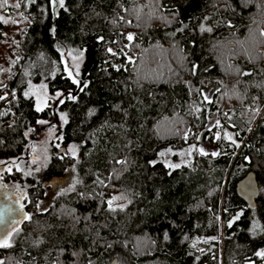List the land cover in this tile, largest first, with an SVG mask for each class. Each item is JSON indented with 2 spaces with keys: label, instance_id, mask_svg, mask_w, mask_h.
<instances>
[{
  "label": "trees",
  "instance_id": "16d2710c",
  "mask_svg": "<svg viewBox=\"0 0 264 264\" xmlns=\"http://www.w3.org/2000/svg\"><path fill=\"white\" fill-rule=\"evenodd\" d=\"M19 3L0 0V177L30 219L0 261L264 264V0ZM88 45L76 80L63 49ZM39 81L61 100L37 110ZM59 114L57 143L33 164L27 132ZM215 132L216 150L200 151ZM68 169L71 186L41 209ZM249 170L254 208L236 190ZM114 193L126 201L109 206Z\"/></svg>",
  "mask_w": 264,
  "mask_h": 264
},
{
  "label": "rangeland",
  "instance_id": "374dc122",
  "mask_svg": "<svg viewBox=\"0 0 264 264\" xmlns=\"http://www.w3.org/2000/svg\"><path fill=\"white\" fill-rule=\"evenodd\" d=\"M18 2L19 0H7V4L13 7ZM59 5L60 4L57 2L55 4V7L58 8ZM12 44H14V41L12 42ZM84 52L85 49L83 50H72L71 48L63 49L62 57L66 70L76 80L79 78L81 74L82 62L85 57ZM28 91L34 97L35 104L38 108H42L48 104L54 105L56 104V102L58 103L62 98V94L60 91H57L55 93H49L47 89V85L44 81L30 82L28 86ZM63 118L64 117L61 114H59L57 120L56 119H51L48 121L41 120L44 123H40L41 122L40 121L34 129L32 128L27 132V136L30 142L29 144H31L33 148H31L30 151L28 149L29 152L28 151L25 152L24 155L28 156L30 160L33 162V164L36 163L39 166L40 164H43L45 162L48 156L49 146L52 145L53 143H57L56 130L62 124ZM213 120L217 121V118H214ZM210 125L212 124L208 123L209 127ZM218 137H219L218 132H215L210 138L207 139L205 137H199L198 142H196L195 145L200 151L214 152L216 150V142ZM71 148H73V146ZM190 150L191 149L185 150L184 154L182 152H180L179 154L180 155L183 154L184 158H189ZM162 159L165 160V162L168 164L177 165L179 163L178 159L177 160L173 159L171 152H166ZM0 161H2L3 164L5 163L4 160L0 159ZM2 166H3L2 163H0V170L3 169ZM66 172L67 173H65L62 180L57 181L52 187L46 190L44 197L40 200L39 203V207L41 209L47 207V205L51 202V200L55 195H57L62 190L67 189L71 186L72 184L71 169H68ZM0 188L1 190L7 191L4 193V195L6 196H9L10 194L12 198L14 199L16 198L17 200L22 197V191L16 182H6L2 180L0 177ZM109 201H111V206H118V205H122L126 201V199L122 194L114 193L109 196L108 203ZM23 218L24 215L23 216L18 215V217L15 219L22 220Z\"/></svg>",
  "mask_w": 264,
  "mask_h": 264
},
{
  "label": "water",
  "instance_id": "95a60500",
  "mask_svg": "<svg viewBox=\"0 0 264 264\" xmlns=\"http://www.w3.org/2000/svg\"><path fill=\"white\" fill-rule=\"evenodd\" d=\"M84 55H85V57H84V60L82 62V68H81L82 75H85L87 73L88 69L91 67V65L93 63L94 54H93L92 45H88L85 48ZM236 190H237L238 194L247 202V204L249 205L250 208L255 207L256 199H257L259 193H258V182H257L256 174L253 170L248 171L242 178H240L237 181ZM16 200L17 199H13V201H12V200H9L8 198L4 197V201H2V200L1 201L3 202L5 207L11 206L12 208H14V206H16V204H15ZM18 200H20V199H18ZM11 217L14 218V215H12ZM11 217L6 216L4 218L3 223H0V235L1 234L3 235L5 233L6 228L9 229V226H10V228L13 226L12 224H10V221L12 219Z\"/></svg>",
  "mask_w": 264,
  "mask_h": 264
},
{
  "label": "snow or ice",
  "instance_id": "6c2138e0",
  "mask_svg": "<svg viewBox=\"0 0 264 264\" xmlns=\"http://www.w3.org/2000/svg\"><path fill=\"white\" fill-rule=\"evenodd\" d=\"M34 2V0H33ZM53 5L55 6V4L58 2L61 6H63V2L64 0H52ZM3 3H7V0H3ZM15 8L19 9L21 7V3H16L14 5ZM23 15V14H21ZM0 19H3L2 17H0ZM7 22V21H5ZM13 23H15V21H13ZM262 35H264V33H262ZM128 39L131 40L132 36L129 35ZM5 88L7 87L6 85L4 86ZM25 95H28V93H25ZM59 95V94H58ZM6 99V97L0 96V100ZM37 110H40L39 108ZM40 123H44L43 121H41ZM161 155H164V153H161ZM0 163H3L2 161H0ZM174 167H179V165H175ZM18 203V202H17ZM109 206H111V201H109ZM22 207V206H21ZM16 210L14 208H12L11 206L5 207L3 209H0V223H3L4 218L7 217H11L12 214L15 212ZM24 219H30V217H28L26 214L24 216ZM11 224L13 225L11 228H9L8 230L5 231L4 235L2 237H0V247L3 248H7V247H11V238L13 236V234L17 233L19 231V227L18 225L22 222L21 220H17L15 218L11 219ZM229 227H231V223H229ZM257 255H264V252L261 253H257ZM0 264H4L3 261H0Z\"/></svg>",
  "mask_w": 264,
  "mask_h": 264
},
{
  "label": "flooded vegetation",
  "instance_id": "af4514ba",
  "mask_svg": "<svg viewBox=\"0 0 264 264\" xmlns=\"http://www.w3.org/2000/svg\"><path fill=\"white\" fill-rule=\"evenodd\" d=\"M52 12L53 13H57V7H55L53 4H52ZM250 171V170H249ZM2 179V178H1ZM54 183V182H53ZM5 192H7L6 190H1V188H0V209H3V208H5V205L3 204V202L2 201H4V197H6V198H11V197H7V196H5L4 195V193ZM13 199L14 198H12V201H13ZM2 200V201H1ZM2 202V203H1ZM13 203V202H12ZM16 206H14V209L16 210L12 215H14V218H16L18 215H24L25 216V214H26V210L24 209V207H23V205H21L20 204V202L19 203H17V201H16ZM22 206V207H21ZM12 218V217H11ZM10 224H11V222H10ZM9 224V225H10ZM9 228H10V226H9ZM8 228H6V230H7ZM4 235V234H3ZM2 234L0 235V237H2L3 236Z\"/></svg>",
  "mask_w": 264,
  "mask_h": 264
}]
</instances>
